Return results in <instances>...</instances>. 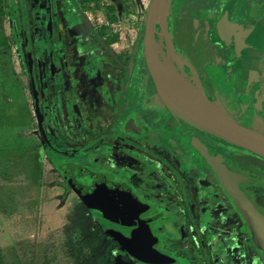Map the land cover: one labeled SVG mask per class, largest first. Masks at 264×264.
Segmentation results:
<instances>
[{
    "label": "rangeland",
    "instance_id": "obj_1",
    "mask_svg": "<svg viewBox=\"0 0 264 264\" xmlns=\"http://www.w3.org/2000/svg\"><path fill=\"white\" fill-rule=\"evenodd\" d=\"M226 2L168 0L165 33L173 52L194 70L204 96L210 102L213 95L220 96L212 102L221 112L264 135V0L253 3L262 13L259 18H248L246 6L253 1L242 0L229 27L220 29ZM151 3L98 0L81 8L76 0H3L0 32L10 52L0 49L2 264H135L109 238L115 228L85 207L59 170L67 160L88 156L94 166L96 159L85 146L92 134L101 142L104 165L111 167L127 156L128 146L116 147L117 131L111 123L117 120L119 105L125 111L139 108L136 120L149 133L164 129L170 113H157L164 105L143 52ZM138 40L141 48L133 54ZM97 126L104 130L103 139ZM145 148L160 154L161 143L148 136L131 146L129 160L136 172H142L138 166ZM247 159L264 167V160L252 154ZM167 169L156 163L147 179L141 173L140 181L154 192L166 180L174 186ZM255 169L264 174V169ZM233 175L249 190L250 202L264 196L263 180L255 174L239 167ZM213 213L181 224L184 238L194 234L195 264H259V256L248 254L249 242L239 244L230 233L227 245L233 249L213 256L200 253L195 233L200 236L213 227Z\"/></svg>",
    "mask_w": 264,
    "mask_h": 264
},
{
    "label": "flooded vegetation",
    "instance_id": "obj_2",
    "mask_svg": "<svg viewBox=\"0 0 264 264\" xmlns=\"http://www.w3.org/2000/svg\"><path fill=\"white\" fill-rule=\"evenodd\" d=\"M252 1L253 4L256 0ZM231 2L233 3L227 18L228 22H223L224 24H222L221 27L218 26L220 29L229 27L230 23L235 18V13L242 0H227L219 19H222L221 16H223L226 7ZM251 6H246L245 11L248 16L250 15L248 18L252 19L254 14H256V17L259 18L262 14H258L259 6H255L257 9L253 8L254 4ZM249 7H251V9H249ZM260 9L262 10V8ZM210 28L211 26L208 28L209 32L212 30ZM210 46L211 44L209 47ZM174 54L187 65L188 73L195 76L194 70L189 66V64L177 55L176 52H174ZM218 60H220V58H218ZM218 62L219 61L216 63ZM220 63H222V61H220ZM215 98H220V96L213 95L212 99L214 100ZM212 99L211 103H213ZM119 106H121V108L118 109L119 114H117V120L111 123L117 131L116 136H114L116 138V142L118 143L116 147L119 149L123 146H128V150L125 152L127 156L123 154L122 156L124 159L119 158V160L117 158L116 161H119V163L112 165L111 167L109 165H104V163L99 159L98 150L101 142L94 136V134H92L88 137L91 139V142H88L85 146L88 147L89 145L86 153L92 152L91 156H94L96 159L94 166L90 165V156H88L86 158L72 161L67 160L68 162H65V164L61 167V170L63 172V168L69 164H77L91 169L94 172L103 173L107 176V179L110 182L122 184L127 188L128 210L123 217H120V215L117 218L128 224L145 223L144 225L134 227L117 225L99 216L97 212L91 211L87 208L96 217L115 228V231L110 233V237L120 245L126 255L135 264H151L143 263L130 254L117 240H115L112 236L113 233H120L128 237L131 244L139 250L151 251L152 255L149 257V260H158L159 255H161L163 258L159 257V259L164 261L163 264H195L194 234L188 233L184 238L180 227L181 224H187L190 222L194 223V221L196 222L200 217H205V215L209 213V210L213 209L215 210V213H213V218L215 220L214 223H211L213 224V227H208V229H206L200 236L198 230L195 233L197 238L199 237L198 247L200 253L204 256H213L217 251L224 250L226 252L233 249L230 245H227L230 233L237 236V239H239L240 242L239 244L249 242L251 249L248 254L250 256H259V264H264L263 257L258 250L255 240L251 237L250 232L241 216L235 211L229 198L220 187L218 180L206 159L207 156L209 159L216 162L217 165H219L224 171H226L227 174L231 176L238 190L249 201L251 196L249 195V190L238 185L236 181L237 177L233 174H235L236 168L244 167V169L251 175L255 174L259 179H261V181L263 180L261 183L264 184V174L255 169V167L262 169H264V167L251 163L247 159V154L252 153L245 150L242 151L240 148L200 132L183 121L175 118L165 107L161 110V112L156 111L160 115L164 112L170 113L167 114L166 125L164 127L162 126L164 129L162 131L149 133V129L142 127L136 120L135 114L140 115L142 113L139 108H133L125 111L123 110L122 105ZM224 106L227 107L226 105ZM130 116H133L134 121L143 130L142 135L133 136L123 132V124ZM95 130L99 132L100 136H102L101 139L106 137L104 136V130L100 126H97ZM121 133H123L124 136H120ZM154 134L156 136H154ZM161 134H171L172 136L169 139L161 138L163 139L161 140L157 138L158 136L160 137ZM148 136L155 139L156 142L161 143V152L160 154H156L153 152V149H143L142 153L144 161H142L138 166L142 172H136L134 164L129 160L132 156L129 151L131 150V146L134 147L137 144L138 140L145 139ZM109 137L111 138L113 136ZM181 146L182 149H179ZM67 152L68 151H64L62 154H75L74 152L67 154ZM252 155L257 157L255 154ZM259 158L264 160L261 157ZM147 162H150V165ZM156 163H160L163 167L166 166L168 168L165 175L171 173V177L175 184L174 186L172 184H168L166 180L159 189L155 190V192L154 188L147 190L145 183L140 181L139 177H141V173H146L144 175V180L147 179L151 173V169L153 170ZM227 165H233V168L229 169L227 168ZM180 168H183V171H181ZM112 174H114V176L111 179ZM134 175L138 178L135 179L133 177ZM154 193H156L159 197H154ZM216 198L219 200H216ZM250 204L253 212L258 218V222L264 234V196L256 198L250 202ZM257 212L262 216H259ZM115 214L116 212L109 213V215ZM242 251L246 252L244 248H242ZM228 264H230V262Z\"/></svg>",
    "mask_w": 264,
    "mask_h": 264
},
{
    "label": "water",
    "instance_id": "obj_3",
    "mask_svg": "<svg viewBox=\"0 0 264 264\" xmlns=\"http://www.w3.org/2000/svg\"><path fill=\"white\" fill-rule=\"evenodd\" d=\"M167 1L152 0L145 22L143 39L144 60L159 99L172 115L187 125L264 159L263 134L238 124L221 112L202 92L197 89L194 91L195 88L191 90L185 83L171 79L167 75L165 66L159 57L156 43L157 27L162 17L166 15ZM232 3L224 11L223 22L227 21ZM122 129L125 134L133 136L143 134V130L134 121L133 116L128 118ZM206 159L220 187L229 198L235 211L241 216L251 237L255 240L264 260V234L250 202L238 190L226 171L207 156ZM63 173L67 183L89 210L97 212L99 216L117 225L134 227L145 224H128L117 218L120 215L123 217L128 210V192L124 185L110 182L105 174L94 172L77 164L65 166ZM112 212H116V214L109 215ZM121 235L120 233L112 234L115 240L139 261L163 264L164 261L159 259V257L163 258L161 255H159L158 260H149L152 255L151 251L139 250L131 244L128 237L122 235L123 238Z\"/></svg>",
    "mask_w": 264,
    "mask_h": 264
},
{
    "label": "bare ground",
    "instance_id": "obj_4",
    "mask_svg": "<svg viewBox=\"0 0 264 264\" xmlns=\"http://www.w3.org/2000/svg\"><path fill=\"white\" fill-rule=\"evenodd\" d=\"M156 43L159 57L165 66L167 75L170 76L171 79H175L176 81H181L185 83L191 90H194L195 88L194 91H196L197 89L201 92L200 85L197 82L198 80L196 76L191 73H188L187 65L182 60L177 58L172 50V47L169 43V38L165 33L164 17H162L157 27Z\"/></svg>",
    "mask_w": 264,
    "mask_h": 264
},
{
    "label": "trees",
    "instance_id": "obj_5",
    "mask_svg": "<svg viewBox=\"0 0 264 264\" xmlns=\"http://www.w3.org/2000/svg\"><path fill=\"white\" fill-rule=\"evenodd\" d=\"M76 1H77V4L81 8H84V6H86L87 4H90V3H93V2H97L98 0H76ZM112 9L115 10V7L112 8ZM3 20H4V5H3V0H0V30H1V25L3 23ZM141 45H142V41L138 40L136 45H135V47L133 48V54L136 53L137 49L141 48L140 47ZM0 49H3V50H6L7 52H10V48L7 45V41H6L5 37L2 35L1 32H0ZM242 151H244V150H242ZM0 264H2L1 255H0Z\"/></svg>",
    "mask_w": 264,
    "mask_h": 264
},
{
    "label": "crops",
    "instance_id": "obj_6",
    "mask_svg": "<svg viewBox=\"0 0 264 264\" xmlns=\"http://www.w3.org/2000/svg\"><path fill=\"white\" fill-rule=\"evenodd\" d=\"M57 171H58V169H56ZM59 172L60 173H62L63 174V172L61 171V170H59ZM63 176H64V174H63ZM84 204V203H83ZM86 207V206H85ZM87 208V207H86ZM110 239H112L111 237H109Z\"/></svg>",
    "mask_w": 264,
    "mask_h": 264
}]
</instances>
